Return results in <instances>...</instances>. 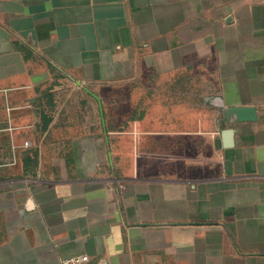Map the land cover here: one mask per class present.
Listing matches in <instances>:
<instances>
[{"label":"crops","instance_id":"crops-1","mask_svg":"<svg viewBox=\"0 0 264 264\" xmlns=\"http://www.w3.org/2000/svg\"><path fill=\"white\" fill-rule=\"evenodd\" d=\"M81 255L264 264V0H0V264Z\"/></svg>","mask_w":264,"mask_h":264},{"label":"water","instance_id":"water-1","mask_svg":"<svg viewBox=\"0 0 264 264\" xmlns=\"http://www.w3.org/2000/svg\"><path fill=\"white\" fill-rule=\"evenodd\" d=\"M225 120L230 123L232 120L237 122H255L258 120L257 110L252 107H231L225 111ZM223 147L225 149L235 146L234 129H224L222 131Z\"/></svg>","mask_w":264,"mask_h":264},{"label":"built area","instance_id":"built-area-1","mask_svg":"<svg viewBox=\"0 0 264 264\" xmlns=\"http://www.w3.org/2000/svg\"><path fill=\"white\" fill-rule=\"evenodd\" d=\"M89 256L81 255L77 257L68 258L63 261V264H89Z\"/></svg>","mask_w":264,"mask_h":264}]
</instances>
